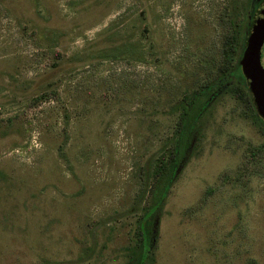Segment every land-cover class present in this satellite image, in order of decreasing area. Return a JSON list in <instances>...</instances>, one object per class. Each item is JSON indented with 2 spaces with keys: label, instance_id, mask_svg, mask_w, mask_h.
I'll return each mask as SVG.
<instances>
[{
  "label": "rangeland",
  "instance_id": "obj_1",
  "mask_svg": "<svg viewBox=\"0 0 264 264\" xmlns=\"http://www.w3.org/2000/svg\"><path fill=\"white\" fill-rule=\"evenodd\" d=\"M227 1L0 0V264H123L169 107L212 69ZM261 123L228 92L212 103L149 264H264Z\"/></svg>",
  "mask_w": 264,
  "mask_h": 264
},
{
  "label": "trees",
  "instance_id": "obj_2",
  "mask_svg": "<svg viewBox=\"0 0 264 264\" xmlns=\"http://www.w3.org/2000/svg\"><path fill=\"white\" fill-rule=\"evenodd\" d=\"M251 0H228L223 5L220 20L223 32L217 48L213 67L204 78L183 91L170 105V113L175 114L170 135L159 147L153 163L145 168V176L150 177L143 200L136 216L133 242L123 247V264H149L152 261V239L158 212L162 207L170 182L184 157L198 140L200 126L212 103L221 93L228 92L247 111L248 117L256 125L264 119L250 86L236 81L234 69L240 74L237 60L243 44L246 12ZM241 75V74H240ZM256 105V107H255ZM247 108V109H246ZM253 147L252 151L259 150ZM139 201V200H137ZM135 207V206H134ZM91 250V248H88Z\"/></svg>",
  "mask_w": 264,
  "mask_h": 264
},
{
  "label": "water",
  "instance_id": "obj_3",
  "mask_svg": "<svg viewBox=\"0 0 264 264\" xmlns=\"http://www.w3.org/2000/svg\"><path fill=\"white\" fill-rule=\"evenodd\" d=\"M264 31V0H260L254 10V19L248 28L246 46L240 59L244 77L251 85L261 116L264 119V70L259 68L256 50Z\"/></svg>",
  "mask_w": 264,
  "mask_h": 264
},
{
  "label": "flooded vegetation",
  "instance_id": "obj_4",
  "mask_svg": "<svg viewBox=\"0 0 264 264\" xmlns=\"http://www.w3.org/2000/svg\"><path fill=\"white\" fill-rule=\"evenodd\" d=\"M260 0H251L250 3H249V7H248V10L246 12V19H245V24H244V35H243V44H242V50H241V54L239 55L238 57V60H237V65H238V68L240 70V74L238 75L240 77L241 80H237L236 81H243L247 86L249 85L250 88H251V85L248 83V81L246 80V78L244 77L243 75V72L241 70V67H240V59H241V56H242V52L246 46V42H247V33H248V28L249 26L252 24V21L254 19V10L256 8V6L258 5ZM256 59H257V65L259 66V68H262L264 70V31H263V34H262V37L260 39V43H259V46L256 50ZM235 70V69H234ZM237 71V70H236ZM233 76V74H232ZM252 90V88H251ZM252 93H253V90H252Z\"/></svg>",
  "mask_w": 264,
  "mask_h": 264
}]
</instances>
